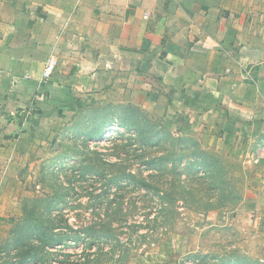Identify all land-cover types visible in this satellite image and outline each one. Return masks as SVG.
<instances>
[{
    "label": "rangeland",
    "instance_id": "1",
    "mask_svg": "<svg viewBox=\"0 0 264 264\" xmlns=\"http://www.w3.org/2000/svg\"><path fill=\"white\" fill-rule=\"evenodd\" d=\"M161 87L46 107L0 150V264H264V153Z\"/></svg>",
    "mask_w": 264,
    "mask_h": 264
},
{
    "label": "crops",
    "instance_id": "2",
    "mask_svg": "<svg viewBox=\"0 0 264 264\" xmlns=\"http://www.w3.org/2000/svg\"><path fill=\"white\" fill-rule=\"evenodd\" d=\"M151 80L193 122L260 156L264 0H0V150L46 107L89 91L134 99Z\"/></svg>",
    "mask_w": 264,
    "mask_h": 264
},
{
    "label": "built area",
    "instance_id": "3",
    "mask_svg": "<svg viewBox=\"0 0 264 264\" xmlns=\"http://www.w3.org/2000/svg\"><path fill=\"white\" fill-rule=\"evenodd\" d=\"M57 61L54 58L48 59L45 64L43 75H42V82L43 84L49 83L52 80V77L55 73L57 68Z\"/></svg>",
    "mask_w": 264,
    "mask_h": 264
}]
</instances>
